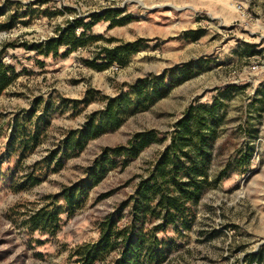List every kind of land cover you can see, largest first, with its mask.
<instances>
[{"label": "rangeland", "instance_id": "374dc122", "mask_svg": "<svg viewBox=\"0 0 264 264\" xmlns=\"http://www.w3.org/2000/svg\"><path fill=\"white\" fill-rule=\"evenodd\" d=\"M96 13L103 19L86 31L85 47L69 54L67 47L56 54L35 48ZM137 40L143 45L124 66L98 71L85 64L104 47ZM0 58L15 76L0 96V264H80L76 249L99 241L103 221L114 215L121 228L130 221L122 205L187 108L215 98L226 106L212 146V185L188 218L189 230L179 234L169 224L158 231L163 261L156 264H264V0H0ZM183 64L192 65L189 80L82 151L60 152L59 169L31 184L32 166L66 149L69 132L102 112L108 98ZM147 130L158 141L135 159L110 156L114 167L81 206L60 216L57 231H29L44 196L61 193L106 149ZM119 250L96 264H113Z\"/></svg>", "mask_w": 264, "mask_h": 264}, {"label": "trees", "instance_id": "16d2710c", "mask_svg": "<svg viewBox=\"0 0 264 264\" xmlns=\"http://www.w3.org/2000/svg\"><path fill=\"white\" fill-rule=\"evenodd\" d=\"M102 19L97 13L91 16L89 22L77 19L64 30H60L57 38L35 48L44 54H56L61 47H67L65 54L83 48L87 43L86 31ZM128 21L129 18L126 17L116 23L124 24ZM13 25L14 22L11 21L3 28L10 29ZM89 40L94 41L97 38L92 36ZM143 42L144 40H137L113 48L104 47L94 59L86 60L85 64L98 71L106 70L113 64L124 66L132 54L140 51ZM11 73V68L0 58V96L14 81L15 76ZM192 75V65L183 64L128 85L116 97L108 98L106 108L91 115L82 128L69 132L64 144L66 149L61 145L37 161L27 175L28 180L33 186L43 182L62 165L60 152L65 154L69 150L82 151L91 140L108 130L119 128L128 117L147 110ZM225 106L221 98H215L212 104L194 103L187 108L171 132L170 144L160 154L148 176L141 178L135 193L122 205L130 207V221L122 228L117 225L118 218L114 215L103 221L99 241L76 249L80 264L104 261L117 248H120V256L113 264H156L163 261L161 251L157 250L161 245L158 231L169 224L179 234L183 230H189L188 218L192 216L205 189L212 185V146L219 136ZM158 139L155 130L141 131L135 133L127 145L106 149L87 168L82 179L64 188L61 193L44 196L42 204L29 215L26 222L29 231H57L60 227V216L81 206L90 192L114 167L115 163L110 156L126 155L135 159ZM224 173L219 174L216 180ZM116 212L120 213L121 208ZM154 220L158 224L150 228L149 224Z\"/></svg>", "mask_w": 264, "mask_h": 264}]
</instances>
